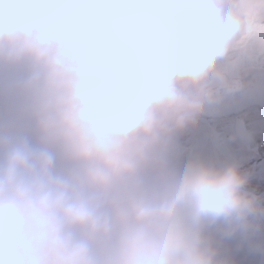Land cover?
Segmentation results:
<instances>
[{
  "label": "clouds",
  "instance_id": "obj_1",
  "mask_svg": "<svg viewBox=\"0 0 264 264\" xmlns=\"http://www.w3.org/2000/svg\"><path fill=\"white\" fill-rule=\"evenodd\" d=\"M264 0H0V264H232L264 206L238 163L166 162L172 136L237 90L223 59ZM219 234V240L217 237Z\"/></svg>",
  "mask_w": 264,
  "mask_h": 264
},
{
  "label": "rangeland",
  "instance_id": "obj_2",
  "mask_svg": "<svg viewBox=\"0 0 264 264\" xmlns=\"http://www.w3.org/2000/svg\"><path fill=\"white\" fill-rule=\"evenodd\" d=\"M233 48H237V58L240 62H242V64L246 65L245 69L252 67L264 68V20L257 21L255 28L245 38L237 40L234 43ZM251 52H256L259 56H256V54H254L255 56L250 55ZM232 69L233 67L229 71L231 72V76H226V78L230 80L239 79L241 81V72L244 70L238 69L236 71H232ZM20 71L21 69L19 68L15 70L0 69V125H3L6 128H9V125L3 124L1 114L7 106L13 102L15 97L10 96L8 99H5L4 92L9 88L10 83L16 79V76ZM218 78V76H213L211 78L212 85L218 89L217 94L229 92L230 90L224 86L223 81ZM222 89L225 90L223 91ZM237 118H219L212 123V126L210 124L207 125L206 122L201 124V122L195 121L194 124L189 125L182 131L175 133L169 141L168 150H173V153L172 156H169L168 158L174 159V156L181 155L179 157L181 161L178 166L174 162H171L173 164L169 165L177 171L183 172L191 164L193 159L198 157L195 152V148L198 145H203L207 140L206 136L209 137L211 135L210 132L215 130L218 140L222 141L223 145L226 147L234 150L240 157L239 162L242 158V161L238 164L240 165L241 170L247 175L248 171L251 169V163L253 160L261 159V154L264 156V114L260 111H249ZM16 127H18V125L15 124L12 128L15 129ZM239 129L248 130V134ZM238 132L240 134H247L249 136L250 144L248 143L246 137H244L243 142H239L237 139L241 138V136ZM254 145H258L256 148H259L261 154H258ZM246 150L249 154H252L253 158L246 154ZM205 152L206 149L203 148L201 150V154H204ZM191 153L194 155L193 159L190 157ZM217 165L222 166L220 164ZM246 189L250 192L255 190L260 193L264 190V179L251 175L250 178L248 177ZM258 203L261 206H264L263 201H259ZM235 239L246 240V238H244L240 233L228 238L230 242ZM223 242L225 243V241ZM241 260L243 264H259L258 260L252 256H242Z\"/></svg>",
  "mask_w": 264,
  "mask_h": 264
},
{
  "label": "trees",
  "instance_id": "obj_3",
  "mask_svg": "<svg viewBox=\"0 0 264 264\" xmlns=\"http://www.w3.org/2000/svg\"><path fill=\"white\" fill-rule=\"evenodd\" d=\"M254 54H256V56H259V54L256 52L250 53V55L255 56ZM245 66L246 65L242 64V62H240L239 59L237 58V48L232 47L228 56H226L222 61L221 70L225 74V76H231V72L229 71L232 67H233L232 71H236L238 69L246 70L247 68L245 69ZM222 90L224 91L225 89H222ZM229 90L231 91V89ZM22 112L26 113V110ZM197 120H203L205 122H214V120H209L205 118H197ZM211 133L213 132H210V134ZM240 136L241 138H239L238 140L243 142L244 137H246V139L248 140V143L250 144L249 137L247 134L243 133ZM206 138L218 139V136H214L211 134L209 137L206 136ZM210 149L211 151L215 152V159H216L215 164L216 165L223 164V166H226L230 163H236L238 160V156L236 154H233L232 150L226 147L225 145H223L222 141L220 140H212L210 144ZM172 151L173 150H168V153L166 156L167 163L176 162L180 157L179 155H177V156H174V159H169L168 157L172 156V153H173ZM249 175L257 176V177H264V157L259 161L253 162ZM251 193L254 194L258 198V202L259 201L264 202V192L256 193L252 191ZM258 222L260 224V227L256 230V232L253 234V236L250 239H246V240L235 239L232 242H230L227 238L225 240V243L224 242L220 243L221 256L227 257L228 259H230L232 261V264H243L241 260L242 256H252L258 260L259 264L260 263L264 264V217L258 218ZM217 237L219 238L218 234H217Z\"/></svg>",
  "mask_w": 264,
  "mask_h": 264
},
{
  "label": "water",
  "instance_id": "obj_4",
  "mask_svg": "<svg viewBox=\"0 0 264 264\" xmlns=\"http://www.w3.org/2000/svg\"><path fill=\"white\" fill-rule=\"evenodd\" d=\"M241 78V90L217 94L201 117L230 118L248 110H264V69L245 70Z\"/></svg>",
  "mask_w": 264,
  "mask_h": 264
},
{
  "label": "bare ground",
  "instance_id": "obj_5",
  "mask_svg": "<svg viewBox=\"0 0 264 264\" xmlns=\"http://www.w3.org/2000/svg\"><path fill=\"white\" fill-rule=\"evenodd\" d=\"M249 111H253V112H255L256 110L254 109V110H248L247 112H249Z\"/></svg>",
  "mask_w": 264,
  "mask_h": 264
}]
</instances>
